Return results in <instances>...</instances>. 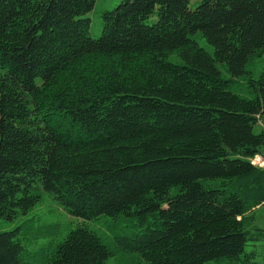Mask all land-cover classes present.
<instances>
[{"label": "trees", "instance_id": "1", "mask_svg": "<svg viewBox=\"0 0 264 264\" xmlns=\"http://www.w3.org/2000/svg\"><path fill=\"white\" fill-rule=\"evenodd\" d=\"M95 1L0 0V264H264V0Z\"/></svg>", "mask_w": 264, "mask_h": 264}, {"label": "rangeland", "instance_id": "2", "mask_svg": "<svg viewBox=\"0 0 264 264\" xmlns=\"http://www.w3.org/2000/svg\"><path fill=\"white\" fill-rule=\"evenodd\" d=\"M120 0H96L95 5L92 10L89 11V16L91 17V26L90 30L92 35H99L102 31L103 27V18H102V12L108 8H112L115 5L119 3ZM209 46V44H207ZM260 123L264 127V118L260 119ZM49 205L46 204H41L37 207H34L32 209V214L35 215L40 221H46V220H51L53 219V215L50 214V211L52 213H55L53 209H50L49 211ZM258 212H260V209H258ZM264 210H262L260 213L263 214ZM62 225L60 226V231L57 233L56 238H63L64 235L68 232L69 227L74 226L75 223L77 222V218L67 212H64L62 214ZM57 217L53 220H55ZM260 223L264 224V214L262 218L259 219ZM9 226L7 222H4L2 224L3 227ZM259 250H260V255H258V258L262 261H264V241L259 243Z\"/></svg>", "mask_w": 264, "mask_h": 264}, {"label": "built area", "instance_id": "3", "mask_svg": "<svg viewBox=\"0 0 264 264\" xmlns=\"http://www.w3.org/2000/svg\"><path fill=\"white\" fill-rule=\"evenodd\" d=\"M253 161L264 166V153H257L253 156Z\"/></svg>", "mask_w": 264, "mask_h": 264}, {"label": "crops", "instance_id": "4", "mask_svg": "<svg viewBox=\"0 0 264 264\" xmlns=\"http://www.w3.org/2000/svg\"><path fill=\"white\" fill-rule=\"evenodd\" d=\"M259 209H260V212H261L262 210H264V205L260 206ZM261 214H262V213H261ZM263 214H264V212H263ZM263 214H262V216H263ZM261 218H262V217H261Z\"/></svg>", "mask_w": 264, "mask_h": 264}]
</instances>
